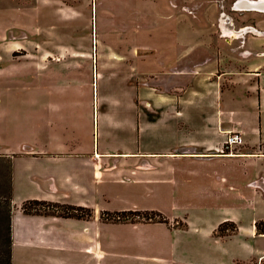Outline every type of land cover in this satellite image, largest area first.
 I'll return each mask as SVG.
<instances>
[{"label": "crops", "instance_id": "0c3cea01", "mask_svg": "<svg viewBox=\"0 0 264 264\" xmlns=\"http://www.w3.org/2000/svg\"><path fill=\"white\" fill-rule=\"evenodd\" d=\"M121 5L118 15L112 4V20L96 26L93 52L67 54L76 60L66 70L86 68L88 80L30 84L27 130L0 129L11 191V264L140 263L133 254L148 250L157 251L151 256L157 264H169L176 233L185 240L181 249L191 250V264L254 261L264 255L255 246L264 238L255 225L264 222V34L220 38L213 50L212 39L192 23L186 27L176 7L157 8L156 24L134 40L139 54L130 3ZM230 56L248 60L224 65ZM229 131L244 139L231 154L222 152ZM28 199L83 206L92 215L26 214L21 205ZM145 209L184 218L188 228L100 219L101 210ZM226 220L237 229L216 235ZM119 227H139L145 239L121 238Z\"/></svg>", "mask_w": 264, "mask_h": 264}, {"label": "rangeland", "instance_id": "374dc122", "mask_svg": "<svg viewBox=\"0 0 264 264\" xmlns=\"http://www.w3.org/2000/svg\"><path fill=\"white\" fill-rule=\"evenodd\" d=\"M237 1L0 0V119H2L0 129H3L8 135L13 131L17 133L23 129L27 130L30 84L49 80L51 77H65L66 81H75L82 80L83 77L81 78V76L83 75L86 76L84 77L85 80H88L89 71L86 68L83 74L78 73L77 70H66V68L69 69L75 65L74 63L67 64V62L76 60L72 56L68 57L67 54H70L69 51L91 53L95 50L98 40V24H105L112 20L109 16L113 13L107 10L112 4L118 5L115 13L119 15L122 12L119 10L122 7L121 4L130 3L133 49L141 54V47L135 44L134 40L138 38L140 33H143L142 31L147 25L156 24L155 11L157 8L164 9L166 13H172L171 9L176 7L175 11L178 16L180 14L185 16L186 27L187 24L189 26V23H192L196 31L204 32V36L212 39L213 50L218 48L220 38L231 40V35L234 34L236 37L243 32V28L249 31L250 27H254L259 30V32L252 30L256 35L264 34V11L241 9L235 5ZM147 14L149 17L146 16ZM221 23L222 25H220ZM189 27L191 30V25ZM248 31L243 34L251 32ZM229 43L231 44V41ZM61 53L62 55H60ZM44 54L51 56L46 57ZM191 56H194L193 53ZM53 57L56 61H51ZM235 57L230 56L228 63L225 59L224 65L245 63L248 60L245 57H242V60ZM253 57H249V59H253ZM45 60L48 61L47 66H49L46 69L43 68ZM77 60L81 61L82 59L77 58ZM90 60L89 58L88 64H84V66L88 67ZM40 66L43 67L39 68ZM181 76L180 83L182 85L188 74ZM7 161L8 158L0 157V248H4L11 216ZM166 211V214L171 212L169 209ZM165 217L168 222L164 225L168 228H175V230L188 228L184 218ZM137 222L147 223L151 221L139 219ZM138 228H131L133 230L130 232L128 228L119 227L117 233L121 238L130 237L131 240L133 238L135 241L144 240L145 237L136 232ZM158 231L161 230H156L155 234ZM159 239L166 241L163 237H159ZM174 240L179 242V245H177V250L166 255L169 264H191V250L181 249L185 241L183 237L176 233ZM255 246L264 248V238H257ZM156 252L148 250L147 255L144 253L142 255L133 254V257H141L143 260H140V263L131 262L127 264H157V261L151 259L152 254H156ZM262 256L264 257V255ZM156 258L158 259L159 256L156 255ZM257 259L247 264H253ZM103 264H107L106 261ZM116 264H123V261L116 260Z\"/></svg>", "mask_w": 264, "mask_h": 264}, {"label": "trees", "instance_id": "16d2710c", "mask_svg": "<svg viewBox=\"0 0 264 264\" xmlns=\"http://www.w3.org/2000/svg\"><path fill=\"white\" fill-rule=\"evenodd\" d=\"M9 201L11 202V191H9ZM21 210L26 214H44L55 215L61 217H75L78 219H85L92 215V210L83 206H75L59 202L28 199L21 205ZM100 219L111 222H135L140 220H147L153 222L167 223L165 215L156 209L145 210H123V211H100ZM256 228L258 232H264V222L257 221ZM237 229L236 224L231 220L221 222L215 231L216 235L226 236ZM0 264H11V232L10 219L7 228L6 241L4 248H0Z\"/></svg>", "mask_w": 264, "mask_h": 264}, {"label": "built area", "instance_id": "2783aa9c", "mask_svg": "<svg viewBox=\"0 0 264 264\" xmlns=\"http://www.w3.org/2000/svg\"><path fill=\"white\" fill-rule=\"evenodd\" d=\"M244 143L242 133L239 131H229L224 139L223 153L231 154L237 146ZM253 264H264V257L260 256Z\"/></svg>", "mask_w": 264, "mask_h": 264}, {"label": "bare ground", "instance_id": "6f19581e", "mask_svg": "<svg viewBox=\"0 0 264 264\" xmlns=\"http://www.w3.org/2000/svg\"><path fill=\"white\" fill-rule=\"evenodd\" d=\"M237 7H240L244 10H258V11H264V0H238L235 4ZM248 28V27H247ZM250 30L258 31V29L254 27H250ZM234 31V30H233ZM248 30L246 28H243V33H246ZM231 32V31H230ZM233 33V32H231ZM230 33V34H231ZM242 33V32H241ZM234 35V34H233ZM230 37V36H229ZM239 38V37H238ZM243 38V37H242ZM237 39V38H236Z\"/></svg>", "mask_w": 264, "mask_h": 264}]
</instances>
